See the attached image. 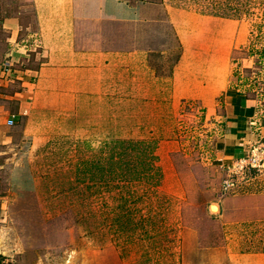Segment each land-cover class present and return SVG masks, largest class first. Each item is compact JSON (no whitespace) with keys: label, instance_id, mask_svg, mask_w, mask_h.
I'll return each mask as SVG.
<instances>
[{"label":"rangeland","instance_id":"1","mask_svg":"<svg viewBox=\"0 0 264 264\" xmlns=\"http://www.w3.org/2000/svg\"><path fill=\"white\" fill-rule=\"evenodd\" d=\"M145 1L164 3L163 53L110 69L96 99L0 117V264H264V0ZM186 33L188 59L250 100L241 158L219 160L222 96L212 112L153 74Z\"/></svg>","mask_w":264,"mask_h":264},{"label":"crops","instance_id":"2","mask_svg":"<svg viewBox=\"0 0 264 264\" xmlns=\"http://www.w3.org/2000/svg\"><path fill=\"white\" fill-rule=\"evenodd\" d=\"M165 11L163 1L0 0V117L6 114L8 122L35 107L65 108L72 101L96 99L110 69L123 62L130 69L140 57L163 53L160 42L155 45L147 36L153 34L150 22L164 23ZM208 34L200 31L196 39L206 43ZM182 42L184 51L167 76L150 70L169 80L175 100L206 101L213 112L222 96L226 128L217 147L219 160L241 158L252 132L250 112L242 109L250 100L229 89L227 73L209 79L202 63L188 59L187 33ZM260 129L264 132V124Z\"/></svg>","mask_w":264,"mask_h":264},{"label":"trees","instance_id":"3","mask_svg":"<svg viewBox=\"0 0 264 264\" xmlns=\"http://www.w3.org/2000/svg\"><path fill=\"white\" fill-rule=\"evenodd\" d=\"M234 6V7H233ZM237 7L235 5H232V4H228L225 6V9L224 12H215L216 14H219V15H227V14H233L234 12H231L230 10H233V9H236Z\"/></svg>","mask_w":264,"mask_h":264},{"label":"bare ground","instance_id":"4","mask_svg":"<svg viewBox=\"0 0 264 264\" xmlns=\"http://www.w3.org/2000/svg\"><path fill=\"white\" fill-rule=\"evenodd\" d=\"M218 210V205L217 204H212V205H210V210L212 211V212H215V211H217Z\"/></svg>","mask_w":264,"mask_h":264},{"label":"built area","instance_id":"5","mask_svg":"<svg viewBox=\"0 0 264 264\" xmlns=\"http://www.w3.org/2000/svg\"><path fill=\"white\" fill-rule=\"evenodd\" d=\"M9 122H12V120H9Z\"/></svg>","mask_w":264,"mask_h":264}]
</instances>
